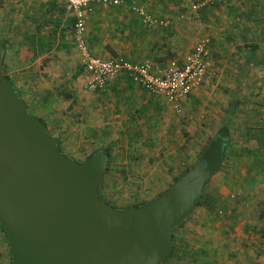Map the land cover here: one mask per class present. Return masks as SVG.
I'll list each match as a JSON object with an SVG mask.
<instances>
[{
	"label": "crops",
	"instance_id": "0c3cea01",
	"mask_svg": "<svg viewBox=\"0 0 264 264\" xmlns=\"http://www.w3.org/2000/svg\"><path fill=\"white\" fill-rule=\"evenodd\" d=\"M139 1L151 12L169 17L171 22L149 27L131 1L96 2L86 22V37L92 51L104 57L148 58L157 67H164L170 59L183 57L191 50L200 35L210 33L211 63L204 79L213 73L219 76L221 62L236 65L229 72L225 71L235 81L225 115L214 128L226 120L231 131L243 127L240 134L230 132V145L221 166L207 183V196L188 215L180 229L179 241L172 242V253L165 264H262L264 0H226L200 8L197 18L192 15L196 14L192 6L194 0ZM0 9V14L8 13V23L15 25L17 33L19 31L16 36L20 44L13 50L12 58L19 79L9 78L27 109L34 106L35 111H57V117L62 120L63 108L69 102L70 110L75 112L83 107L86 113H91V126L100 131L112 129L113 135H121L125 140L134 134V129L144 131L145 137L144 129L162 124V116L165 118L162 107L167 103L164 97L149 92L124 72L111 79L105 89L83 96L72 29L76 17L67 0H0ZM205 25H209V30L203 29ZM227 48L229 53L225 52ZM234 48L239 54L231 58ZM171 51L175 54L168 57ZM203 92L199 88L183 101L189 102L197 95L208 96ZM77 96L80 100L85 98L84 104L74 106ZM35 117L44 121L40 116ZM135 122L138 123L133 124ZM45 124L58 143L57 127ZM157 137L159 139L160 134ZM173 163L169 164V173L176 167ZM167 170V167L162 170L161 176L167 174ZM159 181L155 182V187L161 185ZM204 190L205 187L203 194ZM7 236L0 218V253L5 255Z\"/></svg>",
	"mask_w": 264,
	"mask_h": 264
},
{
	"label": "water",
	"instance_id": "95a60500",
	"mask_svg": "<svg viewBox=\"0 0 264 264\" xmlns=\"http://www.w3.org/2000/svg\"><path fill=\"white\" fill-rule=\"evenodd\" d=\"M5 51L0 39V218L12 264H159L221 166L225 137L212 134L157 197L117 207L99 194L107 153L79 161L62 152L3 71Z\"/></svg>",
	"mask_w": 264,
	"mask_h": 264
},
{
	"label": "rangeland",
	"instance_id": "374dc122",
	"mask_svg": "<svg viewBox=\"0 0 264 264\" xmlns=\"http://www.w3.org/2000/svg\"><path fill=\"white\" fill-rule=\"evenodd\" d=\"M201 9H196V14H192L193 18L200 16ZM213 12L216 16L215 10ZM7 19L8 13L6 11L0 14V37L6 44L3 71L8 74V77H12L13 80L16 79L17 81L19 74L16 73V65L12 58L13 50L15 47V50H17V46L20 44L16 36L19 31L17 33L15 25H10ZM207 26L209 25H205L203 29L209 30ZM229 34L231 35V33ZM231 37L234 39V36ZM229 50L227 48L225 52L229 53ZM171 52L168 53V57L175 54V51ZM236 53L239 54V50L234 48L233 52L230 53V57L233 58ZM230 64L232 62H221L220 75L213 73L204 79L199 88L203 89V93L208 94V96L200 97L197 95L195 99H191L189 102L188 100L187 102L183 101L180 111L174 110L168 105L169 103L163 104L162 110L165 118L162 116V124L159 127L144 129L147 133L145 137L143 136L145 132L141 129H134V134L126 140L121 135H113L112 129L102 128L100 131V129L91 126L93 125L91 113H86L83 107H81V110L74 112L70 110L69 102H67L66 108H63L62 120L57 117V111H35L34 106L28 107L27 110L34 116L42 117L44 122L49 125L53 124L57 127L58 145L68 156L81 161L95 150H106L109 154L107 169L99 184V194L104 200L117 207L128 208L157 197L177 176L194 163L198 151L216 132L215 129L217 128H214V126L216 127V124L225 115L226 102L234 86L235 80L229 77L228 72L236 65L229 66ZM226 70L228 72L225 73ZM77 82L79 83V81ZM80 85L84 90L81 91L83 96L86 93L96 91L84 89L82 79H80ZM84 101L85 98L80 100L77 96L74 99V106L77 103L84 104ZM136 123L138 122L133 124ZM242 129L243 127H239L238 130H230V132L237 135L240 134ZM158 134H160L159 139ZM134 135L140 137L137 138ZM126 151L128 152L126 153ZM171 163H173L172 165L176 164V167L172 169V173H169V164ZM166 167L168 169L167 174L161 176L162 170H166ZM158 179L161 185L155 187V182L157 183ZM207 183L204 186V196L201 200L207 196L209 187ZM201 200L196 203L195 207ZM187 217L174 227L172 242L177 243L179 241L180 229L184 226ZM7 249V255L0 253V264H12V248L9 236H7ZM166 262L165 257L161 264Z\"/></svg>",
	"mask_w": 264,
	"mask_h": 264
},
{
	"label": "built area",
	"instance_id": "2783aa9c",
	"mask_svg": "<svg viewBox=\"0 0 264 264\" xmlns=\"http://www.w3.org/2000/svg\"><path fill=\"white\" fill-rule=\"evenodd\" d=\"M75 14L72 29L79 56L82 86L84 89L102 90L117 74L124 72L133 81L143 85L149 92L162 95L176 111L182 109L183 99L198 89L204 81L211 63V34L203 33L192 49L183 57L173 58L164 67H157L151 59L132 60L122 55L101 56L94 53L87 41V15L99 1L121 3L131 1L134 10L145 25L152 27L168 25L169 17L157 15L139 0H67ZM226 0H194L193 8L218 4ZM264 264V262L262 263Z\"/></svg>",
	"mask_w": 264,
	"mask_h": 264
},
{
	"label": "trees",
	"instance_id": "16d2710c",
	"mask_svg": "<svg viewBox=\"0 0 264 264\" xmlns=\"http://www.w3.org/2000/svg\"><path fill=\"white\" fill-rule=\"evenodd\" d=\"M6 45V44H5ZM6 74V73H5ZM7 76H8V74H6ZM18 94V93H17ZM44 122V121H43ZM45 123V122H44ZM216 132H220L224 137H225V143H224V152H225V150H226V148L230 145V137H231V134H230V129H229V122H228V120H226V121H224L218 128H217V130H216ZM56 142V141H55ZM206 144V143H205ZM205 144L201 147V149L198 151V153H197V157H198V155L200 154V152L202 151V149L204 148V146H205ZM56 145H57V147L62 151V149L59 147V145H58V143L56 142ZM96 151V150H95ZM94 151V152H95ZM106 153H107V155H109L108 154V152L106 151V150H104ZM63 152V151H62ZM93 153V152H92ZM91 153V154H92ZM90 155V154H89ZM88 155V156H89ZM87 156V157H88ZM192 165V164H191ZM190 167V166H189ZM189 167H187L186 168V170L189 168ZM106 169H107V166H106ZM185 170V171H186ZM183 173V172H182ZM181 175V174H180ZM179 175V176H180ZM178 177V176H177ZM176 177V178H177ZM175 178V179H176ZM174 179V180H175ZM203 190H202V192H201V197H200V199L199 200H201V198L203 197ZM199 200L197 201V203L199 202ZM150 201V200H149ZM146 202H148V201H146ZM146 202H144V203H146ZM143 203V204H144ZM138 205H140V204H138ZM180 224V223H179ZM178 224V225H179ZM176 227V226H175ZM174 230V229H173ZM172 240H173V236H172ZM172 249H173V245H172V247H171V250H170V253H169V255L168 256H170V254L172 253ZM168 257L166 256V259H167ZM162 261V260H161ZM161 261H160V263L159 264H161Z\"/></svg>",
	"mask_w": 264,
	"mask_h": 264
}]
</instances>
